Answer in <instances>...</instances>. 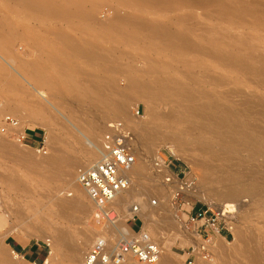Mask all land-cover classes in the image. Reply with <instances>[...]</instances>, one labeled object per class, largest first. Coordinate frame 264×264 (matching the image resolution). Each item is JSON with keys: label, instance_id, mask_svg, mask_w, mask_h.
Here are the masks:
<instances>
[{"label": "rangeland", "instance_id": "rangeland-1", "mask_svg": "<svg viewBox=\"0 0 264 264\" xmlns=\"http://www.w3.org/2000/svg\"><path fill=\"white\" fill-rule=\"evenodd\" d=\"M113 1L116 2V0H98V1L93 0V2H94V3H92L93 7L95 6L93 8V15H94L95 23H97L98 25L100 24L102 26H103V24H105V26H106L110 23L112 18L115 16L114 14L117 13L118 16L122 17V16L126 15L127 13H131V12L136 11L135 13L139 12L142 19L144 21H147V23L153 22L152 25L155 24L156 26L158 23H159V25H163L162 23H164V24L169 23L168 25H170L171 31H173V32L175 31L177 33L180 31H181L180 33H182V31H183V34L188 35V38L190 41L192 40L193 43L198 44V47L200 48L199 49L200 53L202 54V56H201L202 58L198 57L201 54L197 51L195 52V53H197L196 55H195V53H193L191 55H188L186 53L188 56L185 54H184L185 56H182L181 53L175 52L174 50L171 51V49L168 48L167 45H165V43H167V42H165V41L163 42L162 40L160 41V39H157V40H159V42L161 44L159 42L157 43V41L155 42L156 37H154L152 39L153 42H152V40L149 42V39H151L150 38L151 35H149L146 30H144L146 32H144L141 29H139L138 31L133 30L135 26L132 24L126 23L127 26H125V24H124L123 28L126 30L127 29L130 30L132 27V29L130 31H134L135 32L134 34L135 35L138 34V35L134 36L132 43L125 45V46L123 44H119L118 46H116V49L119 50L120 52L122 51V53H124L126 51V53H124V55L127 54V52H129L128 56L131 54V58L136 57V55L138 57L140 56L139 58H137V57L134 58V59H138V60H135V61H132L133 59L130 60L132 62V64L131 63L130 64L133 66V68H135L133 75L142 76L143 75L142 72L144 70H146L144 68L147 66H150V67L153 66L154 69L157 67L158 68L161 67V65H162V67H165V69H168V67H171V69L169 68L170 71H172V72H170V75H172L173 78L178 79L182 83H186V82H184V80L186 78L192 77L190 84H192L194 87V92H195L196 97L199 96V95H197V92L204 90L203 92L201 91V93H206L207 98L208 99L210 98L209 99L210 101L215 99L212 101V103L215 102L214 104H216V106L219 103V105H223V106L230 108L233 112L235 111L236 113L243 115L245 118L242 117V119L246 120L247 122H249L248 120H250L251 122H249V123L254 125L255 127H257L258 130L260 129L259 130L260 132L264 131V72H261L262 74L260 72H258L259 70L256 69L255 66L251 65L249 63V61H247L246 57H245L244 61H245V63L248 62L247 64H249L250 67H248L247 69H244V70L242 68H239L238 69L239 71L237 69H235L237 67L236 65H235L236 67L230 66L231 64L228 66L227 64H223L222 62H217L220 60H218V59L215 60V58H216L215 52H214L215 49L213 50V47H216V49H217L216 52H220V50L223 49L224 51L226 50L227 52H229L231 54L234 53V56H236V57L239 55L242 56L243 55V51H242L243 47L239 42L243 41L244 37L241 35L246 36V38H250L253 36L255 37L256 34H258V38H260V35H261L264 39V34H262V32L256 33V34L253 32L252 27L249 26V24H250L249 19H248L247 23L244 22V24L242 26L240 25L241 27H238L239 21H237L234 18L232 20L233 24H231L233 28L231 26L230 27L228 26V28H227V25L225 26L226 23H224V20L222 18L220 19L219 17H216V15H218V14L214 12L215 8H213L214 7L213 5H211V6H213L212 8L210 5H205L206 7H208V9H206L204 6H202V7H204V8H202V7H200L201 5L200 6L198 5V8H200L201 11L199 9H197V5L195 6V11L193 10L194 7H192V6L191 7L189 6L192 9L188 10L190 8H188L185 4H175L172 7L171 6H169V7L165 6L162 8H160L161 7L160 5H152L153 7L147 6L143 10H136V9L132 10L131 8L126 9L124 7H121V8H123V9H121L118 6V4L116 3L117 4L116 5L115 2H113ZM244 1L251 2L252 0H244ZM181 5H183L184 8L183 7L181 8ZM185 7H186V9H185ZM163 8H165V10H167V11H165ZM175 8H177L176 12H175ZM210 8L213 9L214 11L211 10ZM216 8H218V7H216ZM124 9H126L125 13H123L125 11ZM151 9H152V11H151ZM181 9H182V11H179ZM147 10L149 12L150 11L151 12L149 13ZM159 10H160V13H158ZM169 10H170V12H169ZM208 11H209V13H208ZM211 11H213V13ZM144 12L147 13V15H145ZM156 12H157V14H156ZM171 12H172V14H171ZM205 13L207 14L206 18H205ZM214 13H215V15H213ZM165 14L167 16H165ZM187 14H191L193 16L192 17L191 15H189V16H191V18H188L189 20L193 18L190 22L188 19H185L182 17V16L185 17V15L188 17ZM208 14L210 15V17H208L209 16ZM168 15H169V17H168ZM179 15H181L182 21L180 20L181 19L180 18V19H178V21L180 20L181 22L179 21L177 23V22H175L176 21L175 16L177 18H179ZM162 16H164V17H162ZM234 16L235 15L231 16V18H233ZM211 17L213 19H211ZM170 18L173 20H170ZM201 18H203V19H201ZM215 19L217 21H223V22H217V21H215ZM8 20H9L8 22L11 23L15 27V23L17 22L15 20V18L8 19ZM148 20L150 22H148ZM183 20H184L185 24H184ZM13 21H14V23H13ZM107 22H108V24H107ZM187 22H189L191 24L189 25V23L187 24ZM29 23L33 26L37 25L35 22L29 21ZM192 26H193V28H192ZM235 26H237V29ZM187 27L189 28V30ZM181 28L182 29L184 28V29L181 30ZM15 29H18L17 31L19 33H22V30L20 28H18V26H16ZM226 29H228V30H226ZM239 29H240V31H239ZM215 30H219V31H217V33H216ZM234 30L235 31L237 30V31L235 32ZM139 31H140V33H138ZM190 31L191 32L193 31V32L191 33ZM189 32H190L191 36L189 35ZM202 33L205 35L202 36L201 35ZM145 34L147 36L148 35L149 36L146 37ZM198 35H200L201 38ZM140 36H142V37H140ZM143 36L146 37V38H144L145 40L143 39ZM152 37H153V35H152ZM203 37H205V39ZM209 37H211V38H209ZM212 37H213V41L210 40V39H212ZM215 37H217V38H215ZM136 38H138L139 42L137 41ZM139 38H142V39H139ZM202 38L205 40V42ZM218 38L222 39V41L218 40ZM229 38H231V39H229ZM134 40L138 43H135ZM206 40H208V41H206ZM146 41H148L149 43H147ZM162 42L164 43L163 45L166 46L165 47L166 49L162 45ZM201 42H202V44H201ZM208 42L211 44H209ZM214 42H216V43H214ZM154 43H156V44H154ZM217 43L220 45H218ZM22 44H24V46ZM157 44L159 47L157 46ZM136 45H138V46L136 47ZM200 45H202V46H200ZM119 46L122 48H120ZM207 46L209 47L208 49H207ZM229 46H230L231 50H229L230 49V48H228ZM130 47H131V49H130ZM139 47H140V49H139ZM226 47H227V49H226ZM154 48H155V50H154ZM158 48L160 51L158 50ZM201 48H202V50H201ZM204 48H206V49H204ZM144 49H146L147 51ZM148 49H150L149 52H148ZM10 50L20 60H24V61L27 60L26 62L33 61L34 59H35L34 61L37 60L36 59L37 54L32 52L31 49H29L27 47V45H25V42L21 41V39L15 40L12 43ZM153 50L155 52L156 51L157 52L155 53ZM207 50L208 51L210 50L209 55L207 54V52H208ZM212 50H213V52H212ZM142 51H143V53H142ZM151 51L154 53H152ZM203 51H207V52H205V54H204ZM162 52H164V54ZM140 53H142L143 56ZM166 53H167V55H166ZM261 53H263V52H261ZM206 54H207V56H205ZM35 55H36V58H34ZM141 56L142 57L145 56L146 58L145 57H144L145 59L141 58ZM196 56L198 58H196ZM204 56H205V58H204ZM191 57H194L196 59L191 58ZM121 58H122L121 60L123 62V60L125 58L123 56V54H122ZM151 59H153V61L155 59V62H152ZM197 59H199V60L204 59V60L198 61ZM161 60H162V63H158V62H161ZM0 62L4 63V66H2L3 64L0 63L2 68H3V69H0L1 70L0 79H2L4 81V82L2 81L0 83V85H2L0 88L4 91L3 92L0 89V91H1L0 92V99L2 98V100H3V103L0 101V112L5 113L3 116L0 113V148L2 147L0 149L1 150L0 151V177H1L0 178V233L6 234L8 232L5 235V237L2 239L1 245L3 248L4 254L8 255V257L10 258V262H11L10 264H46L45 261L47 262V260H48V264H71L70 262H68L69 252L67 251L68 248L66 249L65 244L63 245L64 246L63 249L65 248L64 250L66 252L62 248L60 249V246L57 247L56 250H54L52 248V245H51L52 230H51V227L49 225L46 224L45 225L46 228H45L44 227L45 223L42 224V222H38V224L36 223L33 225V227L31 228L30 231L25 232L22 228L15 227V226H17V224H16V222L13 221L14 220V216H13L14 213L11 209H12V207L14 209V202H17L18 200H19L18 201L19 205L20 204L23 205L24 203L26 204V202L30 203L31 201H29V200H31V199L34 200L36 198L39 201V205L37 202H35V201H37L35 199V201H34L35 206L34 207H36L37 209H41L42 205L47 206L48 204H52L54 202L56 203L57 199L54 197H58L59 198L58 201L68 200L73 195L72 186H73V184H75V181H76L75 177H76L77 169L81 166H87L89 164L92 165L98 159V156H97L91 162L85 163L80 156V151H82L83 147L84 148H91V146H98L99 147V142H100L101 136H102L106 126L110 123H113V122H120L126 128H128L131 131V133L135 139L136 161L138 159L137 158V155H138L140 157L139 162H141L144 165V169H142V173L137 178H135L131 181V183H132L131 184L132 185L131 190L134 189L133 191L136 194L138 193L137 194L138 196H136L137 198L133 199L132 201H129L128 202L129 204L127 203L126 205H124V209H122V210L120 209V210L116 211L113 215H111V216H113L112 219L110 221H108V223L111 222L113 224V230L114 231L112 232L111 237H109L110 235L108 236L109 238L107 237L108 241H110L112 243V245H114L118 242L119 237H120V235H118V234H121L124 231L128 232V234L124 233L127 235H129L130 233L131 234H137L141 231H144L148 235V237L160 247L161 254H164L165 256L167 255L166 257H168L170 262L173 264H224V263L225 264H230V263L231 264H240V263L249 264L247 261H245L243 258H241L237 254V250H238V248L240 249L241 246L239 247V245H241V244H238V243H240L239 242L240 240L237 239L236 234L237 233L239 234L241 232L244 234L245 238L252 235L249 237V238H251V239H249L250 240L249 246L251 247V249H253L254 248L253 246H255V245H256L255 247L260 248V251H261V254L263 257L262 258L263 261L261 264H264V156H262L261 154H255L252 156V155H250L251 154L250 150H247V149H241L238 151L229 152V151H225L224 149L222 151L218 147L213 148L215 153L218 152V157L214 158L213 160L207 159L208 164L215 166L216 169H218L220 171L222 169L227 168L230 171L240 172L246 178V179L245 178L243 179V184H248V183H251V182L256 180V182H258L260 184V187H259V189L255 195H252V196H249L246 198L242 197V199H240L241 201L239 200L236 202H228V203H225V205H223V207H228V209L231 210V212H225L224 213L223 220L228 226L231 227L232 235L231 236H225V237L213 235L208 240L207 237H200L198 235L199 234L198 231L202 232V230H203V229H200V227H199L201 225V223L198 221L192 222L190 220V218L195 213V211L199 208H203L205 210L209 209L212 212H215L216 211L215 209L220 210V212L224 211L221 208L223 201H221L220 199L217 200V197L214 196L215 195L214 192L215 193H221L222 192V190L220 189L221 184H216L215 181H213V180L210 181V180L204 179L202 163L205 162L206 160H205L203 154H201V152L197 149V144L192 142L190 140V138H182V140L180 141L181 146H179L180 144H178L176 146L177 143L171 142V140L168 141V139L172 138L171 133L173 131L172 130L173 125H171V124L167 125L169 127L164 126V128H163V126H162L163 129L161 128V126H159L160 128H158L156 130V132L158 133L157 136H160V139L158 137V139L156 138V139H154V141L153 140L151 142L148 141V143H146L147 144L146 146H144V145L140 146L137 143L138 140L136 138L137 137L136 133H135L134 129H132L133 130L132 131L130 127H132V123L144 124V123L148 122L149 118L146 117V115L148 116V109H151L150 108L151 103H152L151 101L145 100V98L143 99L140 97L138 99L137 96H134V97H132L133 100L132 99H131L132 101L130 100L131 103H126V105H128V107H126L127 108L126 112L129 111L127 114H130L128 116H130L131 118L130 117H128V118L130 119L129 121L131 124L123 121L122 119H120L118 117L102 118L103 116H105L104 115V107L100 106L99 104L97 106V104L95 105L94 103L88 102L89 98L88 99L86 98L87 99V101H86L84 97L79 96V92H77V90L76 91L72 90L70 93L66 92L64 87L66 86V84L69 85V82H70V81L66 80L62 75V72L65 71L66 69H61L59 67L57 68L56 66H54L52 64L44 65V67L42 68V71L40 69L41 72H39L37 74L39 76L43 75L42 76L43 78L46 77L43 80L42 84H40L39 86L37 85V87H39L40 90H42L44 92V93H42L43 94L42 96H44L46 98V99H43V98L41 99V97L39 98V96H37L34 92H31L29 90L28 85L26 84V82H24V80H22V78L20 77V74L14 72V71H9L7 69V67L5 66V63H7L9 65H11V64L9 62H6V60L3 56H1ZM133 62L134 63L137 62V63L133 64ZM195 62H197V63L194 64ZM153 63L154 64L157 63V64H155L156 66L152 65ZM175 63H177V64H175ZM188 63L189 64L192 63V64L188 65ZM158 64H159V66H158ZM168 64H169V66H168ZM184 64H185V66H184ZM174 65H175V67H174ZM202 65H205V66H202ZM141 67L143 68L142 72L140 70ZM60 69L63 71H61ZM69 69L67 68L68 71L64 72L63 74H66V73L73 70V69H71V70H69ZM93 69H94L93 66H90V67L88 65L82 66V70L84 72H89ZM50 70H51V72H50ZM136 71L137 72L140 71V72L137 73ZM7 72H9L8 74H11V75L14 73L12 76H14L15 80H11V79L9 80V75L5 74ZM176 72H178V73H176ZM2 73L6 76V78H5V76H3ZM40 73H43V74H40ZM179 73H181L180 76H179ZM259 73H260V75H258ZM51 75L53 76V78ZM56 75L58 77H56ZM60 75H62V76H60ZM123 75H125V74H122V76H121V74H117V76L110 74L108 77L109 79H111V81H113V87H115V89L117 91H119V92L121 91L122 93L124 91L125 92L127 91V87H126L127 83L125 81L126 75L125 76H123ZM48 76H50V77H48ZM101 76L105 77L104 75H101ZM181 76H182V78H184V80H181L182 79ZM234 77H235V79H234ZM112 78H114V79L112 80ZM123 79H124V82L122 81ZM5 80H7L8 82L7 81L5 82ZM115 80H117V81H115ZM193 81H195V84L193 83ZM59 82L62 85H60ZM114 82H116L117 85ZM3 83H5L6 85L9 84L8 85L9 87ZM11 83H13V84H11ZM43 83L45 85H43ZM50 83H51V85H49ZM52 84L55 88L52 86ZM186 84H189V83H186ZM12 85L14 87H11ZM15 85H16V87H15ZM196 85H197V87H196ZM15 88H17V90ZM20 88H22V89L20 90ZM39 88H37V89H39ZM50 89H51V91L53 89L54 90L51 92ZM59 90H61V92ZM62 90L64 93L62 92ZM22 91L24 92V94H20V93H23ZM54 91H56V92H54ZM8 92L11 94H9ZM27 93H28V95H27ZM57 93H58V95H56ZM51 94L53 95V98H52ZM70 94L72 96L71 99H70ZM49 95L51 96V98ZM75 95L76 96L78 95L77 98L75 97ZM210 95H211V97H210ZM56 96H58V97L56 98ZM119 96L120 95H118V97H117V94H115L112 96V98H110V100H112L114 102L115 99H118V100H116V102H121L119 100L122 97L120 98ZM48 97H49V100L47 99ZM60 97H63L64 100H63V98H60ZM113 97H114V99H113ZM169 97L170 96H168V98ZM170 98H169L170 101H169V99H167L169 102L172 101L170 105L174 106L179 111H181V109L184 106H187L186 103L182 102L181 104H179L180 107L178 106V108H177V104L175 103L176 97H174V98L170 97ZM78 99H80V101ZM81 99H82V101H81ZM201 99H202V100H200L201 102H207L208 101V99H206V98H201ZM57 100H58V102H57ZM68 100H70V101H68ZM75 100H77V101H75ZM25 101H28V102H25ZM78 101H79L80 105H79V103H76ZM5 102H6V104L10 110L4 104ZM13 102H15V103H13ZM46 102H48L50 105H48ZM81 102H86V103L81 104ZM10 103H11V105H15L18 110L16 109V107H15V109L12 108L14 106H9ZM24 103H27L28 105H26ZM68 103H70V104H68ZM38 104L40 106L42 105L44 107H42V108H40V110H38L39 107L36 106ZM4 105L6 106L7 110L3 108ZM59 105H60V107H59ZM68 105H70V106H68ZM87 105H89L88 108H87ZM1 106L3 109L1 108ZM18 106H19V108H18ZM90 106H92V107H90ZM94 106H96L95 108L99 111H95L93 108ZM20 107H23L24 109L20 110ZM31 107L33 108V110H31L32 109ZM25 108H26V110H25ZM62 108H64V109L66 108L65 111ZM67 108L69 111L67 110ZM85 108H87V110ZM35 109H37V110H35ZM42 109L46 110V112L44 111L46 113V115L42 111ZM90 111L91 112L94 111V113H90ZM47 112L50 113L51 116H48L49 114L47 115ZM82 112H83L84 116H83ZM96 112H98V114ZM135 112H137L138 115H136ZM37 113H39V114H37ZM77 113L79 115H76ZM36 114H37V116H36ZM47 116L49 118H47ZM78 116L80 117L81 120L80 119L77 120L79 118ZM7 118H8V120L5 121ZM87 118H89V119H87ZM42 119H43V121H41ZM93 119H94V121H93ZM121 120H122V122H121ZM77 121L79 123H77ZM82 121H85V122H82ZM98 121L100 122V124L98 123ZM43 122H44V124L41 125ZM157 122L154 121L153 124H156V125L160 124L159 122L157 124ZM13 123H14V125H12ZM85 123L95 124L96 127L99 128L98 131H96L93 135V133H90L88 131L87 124L85 126ZM81 125H83V126H81ZM178 126H176L175 128H178V129H176L177 132H181L184 127H182V125H178ZM52 133H53V135H52ZM159 133H160V135H159ZM206 136L207 135H204V137H205L204 141H211L210 135H208L207 137ZM48 137H53V138L49 139ZM161 137H165L167 140L165 138L162 139ZM30 138H31V140H30ZM73 139H75V140H73ZM144 147H145V149H144ZM48 149H51V150H48ZM60 150L61 151L63 150L62 151L63 154L60 152ZM59 152L61 153V155ZM64 152L67 153L69 156L67 154L65 156ZM1 154H3V155H1ZM46 155H49L51 157H62L63 156V158H66L69 161L71 160L70 158H73L72 162L74 161L73 163H76V164H73V166H75V167L73 169L72 166L70 168H67L64 166L62 167L60 165H59L60 167L58 165H50L48 168L52 169L51 167H53V169H52L53 171L48 169L47 170L48 174H47V171L45 169H42L44 167V165H42V163L41 164L39 163V161L40 162L42 161L43 157L44 158H50V157H46ZM75 160H76V162H75ZM163 161H164V166H167V169H165V170H162V168H160V165L161 166L163 165ZM35 162H36L37 166H36V164H34ZM55 166L58 167L59 169L55 168ZM38 167L40 168L39 170H37ZM6 168L9 170H7ZM34 168H35V173H34ZM44 168L47 169V167H44ZM54 169H56V170H54ZM40 170H44L43 176L38 175ZM66 170L70 171V174L72 175V177L67 178V179L65 178L64 180L60 181L58 178H56L57 175H54V174L58 173V171H59V173L62 172V174H64L66 172ZM54 171L55 172L57 171V172L55 173ZM9 172L10 173L12 172V173L10 174ZM14 172H15V174H14ZM28 172H30V173H28ZM41 172L42 171H40L39 174H41ZM51 172L53 175L51 174ZM36 173H37V175H36ZM49 173L52 175V177H50ZM6 174L8 176H9V174L12 175L14 178L12 176L11 177L9 176V177H10V179L13 178V180L9 181L8 180L9 177ZM35 175H36V177H35ZM48 175H49V177H47ZM25 176H26V178H25ZM19 177H20V179H19ZM43 177H44V179H43ZM31 178L33 179V181H35V182L37 181L36 182L37 184L35 182H32ZM51 179H52V181H51ZM203 179L206 180L207 182L206 181L204 182ZM247 179L252 180V181L249 182V180H247ZM18 180H19V182H20V180H22V182L23 181L24 182L23 183L20 182V183H22L24 185H26V184L28 185V186L26 185L29 188L28 189L29 191L27 190L28 195L26 196L27 198H25L26 200L21 199L18 196L19 194H16V191L10 187V184L13 187L14 186L13 184L14 183L16 184V182H18ZM41 180H43V182H41ZM166 180H169L170 182H166ZM7 181H9L10 184ZM13 181H16V182H13ZM54 181H55V183H54ZM11 182H13V183H11ZM39 184H40V186L37 187V185H39ZM46 184H47V186L45 187ZM26 186H24V187L27 188ZM58 186H60V187L58 188ZM31 187L34 188V190L31 189ZM40 187H41V189L39 190ZM48 187H50V190ZM44 188H47V190L46 189L44 190ZM208 188H209V190H210V188H212V190H210L212 192H207ZM51 189L53 191H51ZM180 189L182 191H180ZM218 189H220V190H218ZM48 190L51 191L52 195L47 193V192H49ZM216 190H217V192H216ZM37 191L38 192L40 191V192L38 193ZM178 191H180L181 193L179 194L178 197H176V193ZM41 192H43V193H41ZM29 193H32V195H30ZM37 194H39V195L41 194L42 196L40 195V197H39V195H37ZM56 194L57 195L59 194V195L57 196ZM44 195H47V196H44ZM49 195H51V196L49 197ZM5 197L6 198L13 197V198H11V200H8L9 198L6 199ZM41 197H44V199H46L48 201L41 200V199H43ZM64 197L67 199H65ZM49 198L50 199L52 198L51 199L52 201H50ZM53 200H55V201H53ZM9 201H11V202H9ZM41 201H42V203H41ZM219 201H221V202H219ZM12 202H13V205L10 204ZM150 202H151V204L147 205V203H150ZM84 203H85V205H87V202L85 200H84ZM153 203H155V205ZM5 204L7 205L9 210H11L10 212H9L7 207H4V206H6ZM136 204L144 206L143 207L144 211H147L149 214H151L150 215L151 218L149 219L150 222L149 221L145 222V220L140 219L142 222V225H140V224H136V223L132 222L131 220H129L128 218H126L127 215L125 214L124 210L127 207L129 208V207L134 206ZM113 206H114V204L109 206V208H108L109 212L114 211ZM88 209L91 210V208H88ZM88 209H87V211L89 212ZM52 210H54V208H52ZM87 211H86V216L84 215L85 217H83V215L81 217V215H80L79 218L80 219L83 218V219H81L82 221L80 220V222H82V223L79 222L78 223L79 225L74 224V223H73V225H72V223L70 224L69 222L71 220H69V219L68 220L67 219H63V220L52 219V220L57 221L56 224L59 225V227L61 226L60 229L62 231H65L63 229H66L67 233L65 231V234L68 235V237L73 238L76 235V239H75L76 244L83 243V240L79 235L80 233H82L81 232L82 230L83 231H85V230L91 231L92 230L91 232H93L94 234L96 233L95 235H93L91 237L90 244L88 242V244H86L84 247L82 246V250H81L82 256L80 255L81 261H83L84 254L87 251V249L89 248V246L93 242L97 241V238L99 237L98 235L101 234L99 231L104 226L103 223L96 222V219L94 218V214H92V212H89V214H88ZM89 215H91V216H89ZM70 216H72L71 217L72 219H73V217L76 218V220L78 219L77 215L74 213H72ZM133 216H135V215H133ZM133 216L131 218H133ZM43 218H45V216H43ZM10 219H12V220H10ZM49 219H51V218H49ZM71 222H74V220ZM151 225H153V226H151ZM86 227H88L89 229L88 228L86 229ZM154 227L159 229L160 232L162 231L161 232L162 235H158L156 238L152 237L150 235V228H154ZM41 228L42 229L45 228V229L42 230ZM96 229H97V232L95 231ZM35 230L38 232L40 231V232L38 233ZM70 231H72V232L70 233ZM248 231H249V234L247 233ZM73 232H75V234H73ZM160 232H159V234H160ZM195 232L198 236L195 235ZM32 233H34V234H32ZM245 233H247L248 235ZM49 234H50V236H49ZM41 235H42V238L40 237ZM234 235H235V237H234ZM253 237L255 238L254 239L255 241L253 240ZM45 238H47V239H45ZM252 242H253V244H251ZM254 242H255V244H254ZM198 244H202V245L200 246V248L196 249ZM61 247H62V245H61ZM67 247H69V246H67ZM10 250L13 253H10ZM226 251H227V253H226ZM224 253H226L228 256ZM60 255H61V257H59ZM222 256H224V258ZM126 262L128 264L129 263L130 264H143V263L136 261L134 258H132V259L130 258V259L126 260ZM1 264H3V263H1ZM4 264H8V263H4Z\"/></svg>", "mask_w": 264, "mask_h": 264}, {"label": "bare ground", "instance_id": "bare-ground-1", "mask_svg": "<svg viewBox=\"0 0 264 264\" xmlns=\"http://www.w3.org/2000/svg\"><path fill=\"white\" fill-rule=\"evenodd\" d=\"M113 2H115V1H113ZM92 3H94L93 0H0V58H1V56H3L5 58V60H6V62H9L11 64V65H9V64L5 63V66L7 67V69L9 71H14V72L20 74V77L22 78V80H24V82H26V84L28 85L29 90L31 92H34L37 96H39V98L41 97V99L42 98L46 99V98L44 96H42L43 95L42 93H44V92L42 90H40V88L37 87V85L39 86L40 84H42L43 80L46 77L43 78L42 77L43 75L39 76L37 73L41 72L42 68L44 67V65H47V64H49V65L52 64V65L56 66L57 68L59 67L61 69H66L65 71L60 69L61 71H63L62 72L63 77L66 80L70 81L69 85L66 84V86H65L66 88L64 87L66 92L70 93L72 90L73 91L77 90V92H79V96L84 97L86 101L89 98L88 102L94 103L95 105L97 104V106L99 104L100 106L104 107V115L105 116H103L102 118L118 117V118L122 119L123 121L130 123V121H129L130 119L128 118V117H130V116H128L130 114H127L129 111L126 112V109H127L126 107H128V105H126V103H131V101L133 100L132 97H134V96H137L138 99L140 97V98H143V99L145 98V100L151 101L152 102L151 106H150L151 109H148V116L146 115V117L149 118L148 122L144 123V124L132 123V127H130L131 130L134 129V131L136 133V136H137L136 138L138 140L137 143L140 146L141 145L142 146L143 145L146 146L147 145L146 143H148V141L149 142H151L152 140L154 141V139H156V138L158 139V137L160 139V136H157L158 133L156 132V130L158 128H160L159 126H161V128L163 126V128H164V126H167V125L171 124V125H173V129H172L173 131L171 133V137L172 138L168 139V141L171 140V142H174V143L176 142L177 143L176 146H177L178 144H180V141L182 140V138H190V140L192 142L197 144V149L201 152V154H203V156H204V158L206 160L205 162L202 163L204 179H207V180H210V181L213 180V181H215L216 184H221V188L220 189L222 190V192L221 193H215L214 192V194H215L214 196L217 197V200L220 199L221 201H223V204L221 205V208L224 210L223 214L225 212H231V210H229L228 207H223V205H225V203L236 202V201H239L240 199H242V197L246 198V197L255 195L257 193L259 187H260V184L258 182H256V180L251 182L252 180L247 179L251 183L243 184V179L245 178V176L242 173L236 172V171H230L227 168L222 169L220 171V170L216 169L215 166H212V165L208 164L207 163L208 162L207 159H209V160L212 159L213 160L214 158L218 157V152H216V153L214 152V149H213L214 147H218L222 151L224 149L225 151H229V152L238 151V150H241V149H247V150H250V152H251L250 155H252V156L255 155V154H261L262 156H264V131L261 130L262 132H260L259 131L260 129L258 130L257 127H255L254 125L249 123V122H251L250 120H248L249 122H247L246 120L242 119V117H244L243 115H240L239 113H236L235 111L233 112L230 108H228L226 106H223V105H219V103L216 106V104H214L215 102L212 103V101L215 100V99L212 98L213 100L210 101L209 100L210 98L209 99L207 98V94L206 93H201V91L203 92L204 90H201L200 92H197V95H199L198 96L199 98L196 97L195 92H194V87H193L192 84H190V81H191L192 77L191 78H186L184 80V78H182V76H181V78H182L181 80H184V82L189 83V84L182 83L178 79L173 78V76L170 75V72H172V71H170L171 67H168V69H165V67H162V65H161V67H159V68L157 67V68L154 69L153 66L152 67L147 66V67L144 68V69H146V70H144L145 72L142 70L143 68L141 67L140 70H141V72L143 71L142 73H143L144 76L143 75L142 76L133 75L134 74L133 72H134L135 68H133V66L131 65L132 62L130 60H132V59H133L132 61L138 60V59H134V58H136V57L139 58L140 56L138 57L136 55V57L131 58V54L128 56L129 52H127V54L124 55V53H126V51L124 50L125 52L122 53V51L120 52L119 50L116 49V46H118L119 44H123L124 46L128 45V44L133 42L134 36L138 35V34L135 35L134 31H130L132 29V27H131L130 30H128V29L126 30V29L123 28L124 24H125V26H127L126 23H129V24H132V25L135 26V27L133 26L134 27L133 30H137V31L139 29H141L143 31L146 30L147 33L149 35H151V37H150L151 39H149V42L154 37H156V40L154 39L155 42L156 41H157V43L159 42V40H157V39H160V41L162 40L163 42L164 41L167 42L168 44L165 43V45H167V47L170 48L171 51L174 50L175 52L181 53L182 56H185L187 54L191 55V54L195 53L196 51L200 53V50H199L200 48L198 47V44L193 43L192 40L190 41L189 38H188V35L183 34V31H182V33H180L181 31L178 32V33L175 32V31L174 32L171 31L170 25H168L169 23L168 24L162 23L163 25H159V23L158 24L156 23L157 26L155 24L152 25L153 22L147 23V21H144L142 19V17H141L139 12H138L139 14L135 13L136 11L135 12H131L132 10H135V9L136 10H143L145 7L152 6V5H160L161 6L160 8H162V7H165V6H168V7L171 6L172 7L175 4H185L188 8H190L191 6L194 7V9H193L194 11H195V6L196 5H197V9H199V10H200V8H198V5L199 6L201 5L200 7L204 6L206 9H208V7H206L205 5H210V6L213 5L214 7L211 6V8L212 7L215 8L214 9L215 11L213 9H211V8L210 9L218 14V15H216V17H219L220 19L222 18L224 20V23H226L225 26L227 25V28H228V26L232 27L231 24H233L232 20L234 18L237 21H239L238 22L239 23L238 27H241L244 24V22L247 23V21L249 19V23H250L249 26L252 27L253 32L255 34L256 33H260V32H262V34H264V32H263L264 31V0H252L251 2L244 1V0H241V1L240 0H116L115 4L117 3L120 8L121 7H124L126 9L127 8L128 9L131 8L132 9L130 11L131 13H127L126 15L123 14L124 16H122V17L118 16L117 13L114 14L115 16L113 15L114 17L112 18V20L110 21L109 24L107 22L108 25H106V26L103 23H102L103 26L100 25V24L98 25L97 23H95L94 15H93V8L95 6L93 7ZM182 7L184 8L183 5H181V8ZM204 7H202V8H204ZM216 7H218V8H216ZM121 9H123V8H121ZM126 9H124L125 11L123 13L126 12ZM163 9L165 10V8H163ZM176 9L177 8H175V12H176ZM185 9H186V7H185ZM191 9L192 8H190L188 10H191ZM151 11H152V9H151ZM165 11H167V10H165ZM179 11H182V9L179 10ZM213 11H211V12L213 13ZM169 12H170V10H169ZM158 13H160V10L158 11ZM208 13H209V11H208ZM215 13L213 15H215ZM156 14H157V12H156ZM171 14H172V12H171ZM191 14H187L188 17L186 15H185V17L184 16H182V17L185 18V19H188V18H191V16H192ZM145 15H147V13H145ZM189 15H191V16H189ZM233 15H235V16L233 18H231V16H233ZM165 16H167V15L165 14ZM162 17H164V16H162ZM168 17H169V15H168ZM182 17H181V15H179V18H177L175 16V18H176L175 22L178 23L180 20L182 21ZM206 17H207V14L205 13V18ZM208 17H210V15ZM13 18H15V20L17 21L15 23V27L18 26V28H20L22 30V33H19L17 31L18 29H15V27L11 23L8 22L9 21L8 19H13ZM178 19H180V20L178 21ZM192 19H190V20L188 19L189 22ZM201 19H203V18H201ZM211 19H213V18L211 17ZM170 20H173V19L170 18ZM29 21L30 22H35L37 25L35 24L36 26H33V25H31L29 23ZM215 21H217V20L215 19ZM148 22H150V21L148 20ZM183 22H184V20H183ZM189 22H187V24ZM217 22H223V21H217ZM13 23H14V21H13ZM184 24H185V22H184ZM190 24L191 23H189V25ZM235 27L237 29V26H235ZM192 28H193V26H192ZM183 29L181 28V30H183ZM188 30H189V28H188ZM226 30H228V29H226ZM140 31L138 33H140ZM146 31H144V32H146ZM215 31L217 33V31H219V30H215ZM239 31H240V29H239ZM190 32H189V35L191 36ZM152 35H153V37H152ZM201 35L203 36L205 34L202 33ZM148 36L146 35V37H148ZM198 36L201 38L200 35H198ZM241 36L244 37L243 41L239 42L242 45V47H243V50H242L243 51V55H242L243 57L241 55L236 57V56H234V53L231 54V53L227 52L226 50L224 51L222 48H221L222 50H220L221 53L220 52H216L217 51L216 47H213V50L215 49V51H214L215 52V56H216L215 60L218 59L220 61H217V62H222L223 64H227L228 66L230 64H231L230 66H235L236 65L238 68L235 66L236 67L235 69H237V70L239 68H242L244 70V69H247L248 67H250V65L247 64L248 62L245 63V61H244L245 57H246L247 61H249V63L251 65L255 66V68L259 70V71L257 70L258 72H260V73L264 72V56H263L264 55L263 54L264 53V39H263V37L260 35V38H258V34H256L255 37L253 36V37H250V38H246V36H244V35H241ZM140 37H142V36H140ZM146 37L143 36V39L146 38ZM213 37L210 40L213 41ZM203 38L205 39V37H203ZM209 38H211V37H209ZM215 38H217V37H215ZM17 39H21V41H24L25 45H27V47L29 49H31L32 52L37 54V58H36V55L34 57V58L37 59L36 61H34L35 60L34 59L33 61L26 62L27 60L26 61L20 60V59H18V57H16L14 55V53L10 50V47H11L12 43L15 40H17ZM136 39L139 42L138 38H136ZM139 39H142V38H139ZM229 39H231V38H229ZM208 40H206V41H208ZM218 40L222 41V39H219V38H218ZM138 42L135 41V43H138ZM146 42L149 43L148 41H146ZM152 42H153V40H152ZM163 42H162V45L164 44ZM204 42H205V40H204ZM214 43H216V42H214ZM154 44H156V43H154ZM201 44H202V42H201ZM209 44H211V43H209ZM22 45L24 46V44H22ZM165 45H163L164 48L166 47ZM218 45H220V44H218ZM137 46L138 45H136V47ZM157 46H158V44H157ZM200 46H202V45H200ZM120 48H122V47H120ZM208 48L209 47L207 46V49ZM228 48H230V46ZM130 49H131V47H130ZM139 49H140V47H139ZM204 49H206V48H204ZM226 49H227V47H226ZM144 50H146V49H144ZM149 50L150 49H148V52H149ZM154 50H155V48H154ZM158 50H159V48H158ZM201 50H202V48H201ZM213 50H212V52H213ZM229 50H231V48ZM143 51H142V53H143ZM207 51H203L204 54ZM154 52H152V53H154ZM261 52H263V53H261ZM142 53H140V54H142ZM162 53L164 54V52H162ZM122 54L125 57L123 62L121 60L122 59L121 58ZM196 54L197 53H195V55ZM207 54L208 55L210 54V50L207 52ZM207 54L205 56H207ZM166 55H167V53H166ZM142 56H143V54H142ZM142 56H141V58L145 57V56L144 57H142ZM201 56H202V54L200 56H198V57L202 58ZM205 56H204V58H205ZM198 57L196 56V58H198ZM191 58H194V57H191ZM196 58H194V59H196ZM151 60H152V62H155V59H154V61H153V59H151ZM197 60L201 61V60H204V59H200V60L197 59ZM136 63L137 62H135V63L133 62V64H136ZM158 63H162V60H161V62H158ZM196 63L197 62H195L194 64H196ZM1 64H3L2 66H4L3 62ZM1 64H0V69H3ZM155 64H157V63H155ZM155 64L153 63L152 65L156 66ZM175 64H177V63H175ZM190 64H192V63H190ZM190 64L188 63V65H190ZM84 65H88L89 67L93 66L94 69L89 71V72H84L82 70V66H84ZM158 66H159V64H158ZM168 66H169V64H168ZM184 66H185V64H184ZM202 66H205V65H202ZM174 67H175V65H174ZM67 68L68 69L70 68L69 70H71V69H73V70L68 72V73H66V74H63L64 72L68 71ZM40 69H41V71H40ZM0 72H1V70H0ZM50 72H51V70H50ZM139 72H137V73H139ZM178 72H176V73H178ZM8 73L9 72H7L5 74H8ZM260 73L258 75H260ZM40 74H43V73H40ZM110 74H113V75H116V76H117V74H121V76H122V74L126 75V77H125V81L127 83V85H126L127 91L126 92L125 91L123 93L121 91L119 92V91H117L115 89V87H113V81H111V79L108 78ZM180 74L181 73H179V76H180ZM8 75H9V80L10 79L11 80H15L14 76H12L11 74H8ZM62 75H60V76H62ZM101 75H104L105 77H102ZM125 75H123V76H125ZM3 76H5V75L3 74ZM48 77H50V76H48ZM56 77H58V76L56 75ZM5 78H6V76H5ZM52 78H53V76H52ZM113 79L114 78H112V80ZM234 79H235V77H234ZM2 81L3 80L0 79V83ZM6 81L7 80H5V82ZM115 81H117V80H115ZM122 81L124 82V79ZM114 83L116 84V82H114ZM193 83L195 84V81H193ZM3 84H5V83H3ZM11 84H13V83H11ZM59 84L62 85L60 82H59ZM8 85H6V86H8ZM43 85H45V84L43 83ZM49 85H51V83ZM1 86L2 85H0V87ZM52 86H53V84H52ZM11 87H14V86L12 85ZM15 87H16V85H15ZM196 87H197V85H196ZM37 88H39V89H37ZM15 89L17 90V88H15ZM21 89L22 88H20V90ZM63 90H62V92H63ZM50 91H51V89H50ZM59 91L61 92V90H59ZM54 92H56V91H54ZM9 94H11V93H9ZM20 94H24V92L20 93ZM115 94H117V97H118V95H120L119 96L120 98L122 97L119 100L121 102H116V100H118V99H115L114 102L112 100H110V98H112V96L115 95ZM27 95H28V93H27ZM56 95H58V93ZM77 96L75 95L76 98H77ZM168 96H170L172 98L176 97V102L175 103L177 104V108H178L179 104H181L182 102L186 103L187 106H184L182 109L180 108L181 111L177 110L174 106L170 105L172 101L169 102L171 98L169 97L170 98L169 99ZM57 97L58 96H56V98ZM71 97L72 96L70 94V99H71ZM210 97H211V95H210ZM50 98H51V96H50ZM52 98H53V95H52ZM60 98H63V97H60ZM201 98H206V99H208V101L207 102H201L200 101V100H202ZM47 99L49 100V97ZM113 99H114V97H113ZM167 99H169V101ZM63 100H64V98H63ZM78 100L80 101V99H78ZM0 101L3 103L2 98L0 99ZM68 101H70V100H68ZM75 101H77V100H75ZM79 101L76 102V103H79ZM81 101H82V99H81ZM25 102H28V101H25ZM57 102H58V100H57ZM13 103H15V102H13ZM46 103L48 105H50L48 102H46ZM70 103H68V104H70ZM82 103H86V102H81V104ZM4 104L7 106L6 102ZM24 104L28 105L27 103H24ZM79 105H80V103H79ZM4 106H3V108L6 109V106L5 107ZM9 106H14V107H12L14 109L16 107L15 105H11V103H10ZM36 106L39 107L38 110H40V108L44 107L42 105L40 106L39 104L36 105ZM68 106H70V105H68ZM88 106L89 105H87V108H88ZM59 107H60V105H59ZM90 107H92V106H90ZM95 107L96 106L93 107L94 110L95 111H99ZM1 108H2V106H1ZM7 108L9 109L8 106H7ZM18 108H19V106H18ZM87 108H85V109L87 110ZM16 109H17V107H16ZM21 109H24V108L20 107V110ZM62 109H64V108H62ZM65 109H64V111H65ZM25 110H26V108H25ZM31 110H33V108ZM35 110H37V109H35ZM67 110H68V108H67ZM42 111L46 112L45 109H42ZM0 113L2 114V116L5 114V113H2V112H0ZM90 113H94V111L93 112L90 111ZM96 113L98 114V112H96ZM37 114H39V113H37ZM37 114H36V116H37ZM82 114H83V112H82ZM135 114L138 115L137 112H135ZM45 115H46V113H45ZM47 115L51 116L50 113H48V112H47ZM76 115H79V114L77 113ZM48 116H47V118H49ZM83 116H84V114H83ZM79 119H80V117L77 120H79ZM87 119H89V118H87ZM122 120H121V122H122ZM41 121H43V119ZM93 121H94V119H93ZM154 121H156V122L158 121L160 124H158V122H157L158 125L153 124ZM82 122H85V121H82ZM77 123H79V122L77 121ZM98 123L100 124L99 121H98ZM43 124H44V122L41 125H43ZM86 124H87L88 131L90 133H93V135L99 129L93 123H85V126H86ZM178 125H182V127H184L182 131L179 129L181 132H177L176 129H178V128H175ZM81 126H83V125H81ZM167 127H169V126H167ZM52 135H53V133H52ZM159 135H160V133H159ZM204 135H207V136L210 135L211 141H204V139H205ZM48 138L50 139V138H53V137H48ZM161 138L163 139L165 137H161ZM73 140H75V139H73ZM179 146H181V144ZM144 149H145V147H144ZM48 150H51V149H48ZM62 151L60 150L61 153H62ZM61 153H60V155H61ZM66 154L67 153L64 152L65 156H66ZM1 155H3V154H1ZM80 156H81L82 160L85 163L86 162L89 163L92 160H94L97 156L99 158V156H100V148L98 146H91V148H84L83 147L82 151H80ZM134 156H135V162H134L133 166L127 172V177L129 179V182H130L129 187L126 190L122 191L114 199V201H112L107 206V209H106L105 213H112L111 215H113L116 211H118L120 209L121 210L124 209V205H126L129 201H132L133 199L137 198L136 196H138L137 195L138 193L136 194L133 191L134 189L131 190L132 189L131 181L133 179L137 178L142 173V169H144V165L141 162H139V158L140 157L138 155H137L138 159L136 161L135 139H134ZM46 157H50V158H44L43 157L44 159L42 158V161L41 162L39 161L40 164L42 163V165H44V167H47V169L44 168V167L42 168V169H45L46 171L48 169L53 171L52 170L53 167H51L52 169L48 168L50 165H58V166L60 165L62 167L64 166V167H67V168H70L72 166L73 169H74L75 166H73V164H76V163H73L74 161L72 162L73 158H70L71 160L69 161L66 158H63V156L62 157H51L49 155H46ZM75 162H76V160H75ZM34 164H36V162ZM36 166H37V164H36ZM89 166H91V164H89L87 166H81L78 169L87 168ZM55 168H58V167L55 166ZM39 169L40 168L38 167L37 170H39ZM7 170H9V169H7ZM54 170H56V169H54ZM162 170H164V169H162ZM40 171H42L41 174H39ZM40 171H39V173L37 172L38 175H42L43 176L44 175V173H43L44 170H40ZM28 173H30V172H28ZM34 173H35V168H34ZM37 173H36V175H37ZM10 174H9V176L11 177L12 175H10ZM14 174H15V172H14ZM47 174H48V171H47ZM51 174H52V172H51ZM51 174H50V177H52V175H53V174L52 175ZM36 175H35V177H36ZM54 175H57V177L56 176L55 177L58 178L60 181L64 180L65 178L67 179V178L72 177V175L70 174L69 170H66V172L64 174H62V172L59 173V171H58V173H56ZM10 177H9L8 180L9 181L13 180L14 177L12 176L13 178H11V179H10ZM47 177H49V175ZM25 178H26V176H25ZM19 179H20V177H19ZM43 179H44V177H43ZM75 180H76V177H75ZM9 181H7V182L10 184ZM51 181H52V179H51ZM205 181L206 180H204V182ZM13 182H16V181H13ZM13 182H11V183H13ZM20 182H22V180H20ZM20 182L18 180V182H16V184L15 183L13 184L14 185L13 187L10 184V187L13 190L16 191V194H19L18 196L21 199H25V198H27L26 196L28 195L27 193L29 191L28 190L29 188L27 187L28 186L27 184H26L27 186L22 184L24 181L22 183H20ZM32 182H35V181H33V179H32ZM41 182H43V180H41ZM54 183H55V181H54ZM23 185L26 186L27 188H25ZM38 186H40V184L37 185V187ZM46 186H47V184L45 185V187ZM59 187L60 186H58V188ZM48 188L50 190V187H48ZM31 189L34 190V188H32V187H31ZM40 189H41V187L39 188V190ZM45 189L47 190V188H44V190ZM72 189H73V195L68 200H60V201H58L59 198L58 197H54V198L57 199L56 203L55 202L52 203V204H48L47 203L48 204L47 206H43L41 204L42 208L41 209H37L36 207H34L35 206L34 203L37 202L38 205H39V201L33 196L37 201H35V199L34 200L31 199L29 201H31L32 203L31 202L27 203L25 201L26 204L24 203L23 205H21V204L19 205V202H18L19 200H18L17 202H14V209L12 207L11 210L14 213V215H13L14 216V220L13 221L16 222V224H17V226H15V227H20L25 232H28V231L31 230L33 225L36 224V223L38 224V222H42V224L45 223L44 227H45L46 224L49 225L51 227V230H52V240H51L52 248L54 250H56V248L60 246V249L61 248L63 249V247H64L63 245L65 244L66 249L68 248L67 251L69 252L68 262H70L71 264H82L81 263L82 261L80 260V258L82 256L81 255L82 246L84 247L86 244H88V242L90 244L91 237L93 235H95L96 233L94 234L93 232H91L92 230L91 231H89V230L86 231L85 229H84L85 231L82 230L81 231L82 233H80L79 235L82 238L83 243L76 244L75 243L76 235L73 238L72 237L71 238L68 237V235L65 234L66 229H63L65 231H62L60 229L61 226L59 227V225L56 224L57 223L56 220H63V219H67L68 220L69 219L71 221L74 220V222H71V221L69 222L68 221L70 224L71 223H72V225H73V223L74 224H78L80 222V220L83 219V218H81V219L79 218L80 215H81V217H82V215H83V217H85L86 216V211H87L88 208H91V210H92L91 211V210L88 209L89 212H92V214H95L96 207H95L94 203L92 202V200L88 197L86 192L83 190V188L78 184L77 180L75 181V184H73ZM220 189H218V190H220ZM208 190H209V188H208ZM208 190H207V192H212V191H210V190H212V188H210L209 191ZM51 191H53V190L51 189ZM51 191H49L47 193L51 194ZM43 192H41V193H43ZM216 192H217V190H216ZM29 194L32 195V193H29ZM37 195H39V194H37ZM40 195H39V197H40ZM47 195H44V196H47ZM51 195H49V197ZM8 198H6V199H8ZM11 198H13V197H11ZM11 198H9L8 200H11ZM41 198H43L41 200H46V199H44V197H41ZM51 199H50V201H52ZM65 199H67V198H65ZM84 200L87 202V205H85ZM46 201H48V200H46ZM53 201H55V200H53ZM221 201H219V202H221ZM9 202H11V201H9ZM41 203H42V201H41ZM10 204L13 205V202L10 203ZM113 204H114V206H113L114 211H110L109 212L108 208H109V206H111ZM148 204H151V202L147 203V205ZM154 205H155V203H154ZM4 207H7V205L4 206ZM143 207L144 206L137 205V204L134 205V206H131L129 208L127 207L124 210L125 214L127 215L126 218L131 220L132 219L131 217L133 215H137V216H139L140 219L145 220V222H147V221L150 222L149 219L151 218V216H150L151 214H149L147 211H144ZM52 208H54V210H52ZM134 209L136 210L135 212H134ZM8 210H9V208H8ZM11 210H9V212ZM215 210L216 211H220L218 209H215ZM89 212L87 211L88 214H89ZM72 213L77 215V217H78L77 220L74 217H73V219L71 218L72 216H70V215ZM43 216H45V218H43ZM89 216H91V215H89ZM49 218H51V219H49ZM52 219H56V220H52ZM10 220H12V219H10ZM80 223H82V222H80ZM151 226H153V225H151ZM45 228H43V229H45ZM87 228L88 227H86V229ZM95 231L97 232V229ZM113 231H114L113 230V224L111 222L108 223V221L105 222L104 226L99 231L101 234L98 235L99 237L97 238V240L98 239H103L105 241L106 240L108 241L107 237L109 235H110L109 237H111V234H112ZM36 232H38V231H36ZM71 232L72 231H70V233ZM159 232H160L159 229H157L155 227L154 228H150V235L152 237H154V238H156L158 235H162V233H161L162 231L160 232V234H159ZM66 233H67V231H66ZM124 233L128 234L127 231H124V232H122L121 234H118V235H120V237H121L122 235H124ZM247 233L249 234V231ZM247 233H245V234H247ZM6 234H1L0 233V264L1 263L10 264L11 263L10 262V258L8 257V255L4 254L3 248H2V245H1V241L5 237ZM32 234H34V233H32ZM73 234H75V232H73ZM195 235L198 236L196 234V232H195ZM236 235H237V239L240 240L239 241L240 243H238V244H241V245H239V247L240 246L241 247H240V249L238 248L237 254L241 258H243L245 261H247L249 264H261L262 261H263V259H262L263 257H262L260 248L255 247L256 246L255 245V246H253L254 248L251 249V247L249 246V242H250L249 239H251L249 237L252 236V235H250L249 237L246 236L247 238H245L244 234L241 233V232L239 234L237 233ZM49 236H50V234H49ZM40 237L42 238V235ZM234 237H235V235H234ZM45 239H47V238H45ZM254 239L255 238L253 237V240ZM95 242H93L89 246V248L87 249V251L84 254V257L87 255V253H89V251L91 249V246L94 245ZM251 244H253V242ZM254 244H255V242H254ZM61 245H62V247H61ZM201 245L202 244H198L196 249L200 248ZM67 246H69V247H67ZM10 253H13V252L10 250ZM226 253H227V251H226ZM226 253H224V254H226ZM166 256L164 254H161V250H160L159 259H158L157 263H155V264H173V263L170 262V260ZM59 257H61V255ZM84 257H83V259H84ZM222 257L224 258V256H222ZM130 258L132 259L131 256L125 258L119 264H128L126 262V260H128ZM45 263L48 264V260H47V262L45 261ZM240 264H242V263H240ZM245 264H247V263H245Z\"/></svg>", "mask_w": 264, "mask_h": 264}, {"label": "built area", "instance_id": "built-area-1", "mask_svg": "<svg viewBox=\"0 0 264 264\" xmlns=\"http://www.w3.org/2000/svg\"><path fill=\"white\" fill-rule=\"evenodd\" d=\"M7 120L8 118L5 121ZM99 148L98 160L87 168L78 169L76 180L96 207L94 218L97 222L105 224L113 217L112 213H105L107 206L129 187L127 172L135 162L134 137L122 123L113 122L106 126ZM160 168L167 169L164 161ZM166 182L170 181L166 180ZM180 191L176 193V197L179 196ZM223 218V212L199 208L190 220L201 223L199 227L203 230L198 231V235L207 237L209 240L213 235L224 237L232 235L231 227L224 222ZM131 221L142 225L137 215L133 216ZM130 256L143 264H155L160 256V248L144 231L137 234H124L114 245L110 241L98 239L91 246L82 264H119Z\"/></svg>", "mask_w": 264, "mask_h": 264}, {"label": "crops", "instance_id": "crops-1", "mask_svg": "<svg viewBox=\"0 0 264 264\" xmlns=\"http://www.w3.org/2000/svg\"><path fill=\"white\" fill-rule=\"evenodd\" d=\"M30 140H31V138H30Z\"/></svg>", "mask_w": 264, "mask_h": 264}]
</instances>
